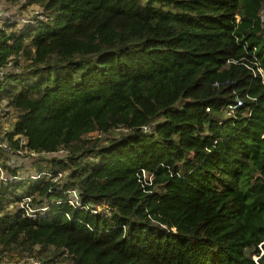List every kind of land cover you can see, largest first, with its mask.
Instances as JSON below:
<instances>
[{"label":"trees","instance_id":"1","mask_svg":"<svg viewBox=\"0 0 264 264\" xmlns=\"http://www.w3.org/2000/svg\"><path fill=\"white\" fill-rule=\"evenodd\" d=\"M24 5L41 17L0 28V101L16 112L3 136L63 157L0 186V255L264 264V0ZM19 59L27 78L8 70ZM22 195L43 214L4 209Z\"/></svg>","mask_w":264,"mask_h":264},{"label":"built area","instance_id":"2","mask_svg":"<svg viewBox=\"0 0 264 264\" xmlns=\"http://www.w3.org/2000/svg\"><path fill=\"white\" fill-rule=\"evenodd\" d=\"M32 6V5H28ZM37 17H41V12L38 11V14L33 16L30 20H25L22 25L19 27H15V29H20L26 24H33L34 19ZM262 17L260 15V21H262ZM13 23V22H11ZM17 25V24H16ZM4 71L0 69V76L2 75ZM258 74L260 75L263 85H264V74L262 71L258 68L257 69ZM5 102V101H4ZM5 105V103H4ZM238 105H240V101L236 100V102L230 106V109L236 108ZM12 139L18 140V147L13 148L9 141L4 138L3 134L0 137V186L4 185L8 181H22V180H40V178H44L47 176H50L46 171L45 168L37 169L36 164L42 163L39 161V159L45 158L44 152H35L32 150L27 149L24 146V138L20 135H14ZM3 165L6 167L3 168ZM9 169H15L14 173H11ZM138 174L140 175L141 179H144L146 177V173L141 169ZM61 173H56L49 179L52 181L54 180H60L61 179ZM64 176V175H63ZM150 179V176H148V181ZM145 182V181H144ZM66 202L72 206V207H78L79 206V199H78V193L75 189H69L66 191ZM4 209L9 211H20L22 215L29 218H35L38 215H42L43 212L46 209L45 205H39V204H33L31 203V196L29 195H22L19 199V201H12L8 203ZM6 257L3 255H0V263L3 262V260ZM23 261H21L22 263ZM10 263V262H7ZM11 264H17V263H11ZM24 264H40V261L30 255L26 256L24 258Z\"/></svg>","mask_w":264,"mask_h":264},{"label":"rangeland","instance_id":"3","mask_svg":"<svg viewBox=\"0 0 264 264\" xmlns=\"http://www.w3.org/2000/svg\"><path fill=\"white\" fill-rule=\"evenodd\" d=\"M38 11H40V9L36 5L25 6L24 0H0V28L6 29V31L10 29L14 30L15 27L17 28L20 25H22V23H24L25 20L28 21L32 19L33 16L38 14ZM261 17L263 19L262 21L264 22V11L261 13ZM11 22L15 23V26L12 28L10 27ZM23 64L24 63L21 61V59H19L18 65L13 66L12 63H10L8 70H12L17 73H23L22 77L27 78L25 74L26 70L22 67ZM4 103H5L4 100L0 101V137L2 136L3 133L10 130L16 116V112L10 109L9 107H6ZM87 135L97 137L99 134L97 132H89ZM52 156H54L55 158H62L63 152L59 151L55 154L45 153V158L39 159V161L42 162L39 166L41 167L45 166V160L51 159ZM62 171L63 173H61L62 175L61 180L63 178V175H65L66 173V170H62ZM34 249L37 248L34 247ZM3 256L6 257V261L4 259L3 262L0 264H11V263L24 264V258L28 255L23 254L20 251H13V252H6V254ZM21 261L23 262L21 263ZM51 264H65V262L60 260L58 262L54 261Z\"/></svg>","mask_w":264,"mask_h":264}]
</instances>
